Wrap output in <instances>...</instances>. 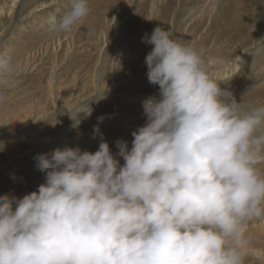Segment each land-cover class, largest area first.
Segmentation results:
<instances>
[{"label":"clouds","instance_id":"1","mask_svg":"<svg viewBox=\"0 0 264 264\" xmlns=\"http://www.w3.org/2000/svg\"><path fill=\"white\" fill-rule=\"evenodd\" d=\"M90 11L88 0H67L44 23L69 33ZM144 42L159 92L143 102L131 148L118 140L113 154L101 137L94 153L34 157L45 182L0 197V264H245L249 226L264 222V107L237 102L211 73L214 61L171 30L156 27ZM14 75L0 51V84Z\"/></svg>","mask_w":264,"mask_h":264},{"label":"rangeland","instance_id":"2","mask_svg":"<svg viewBox=\"0 0 264 264\" xmlns=\"http://www.w3.org/2000/svg\"><path fill=\"white\" fill-rule=\"evenodd\" d=\"M53 1L0 0V51L34 10L53 14L59 2L61 11L67 10V0L52 3V10L43 5ZM240 1L241 6L233 10L234 0H88L90 14L71 32L53 33L46 24L36 29L39 34L30 32L32 45L22 44L18 49L22 61L12 59L14 77L7 85L0 84V94L6 97L0 104V197L22 198L45 182V173L36 169L37 155L64 147L84 150V141L94 153L101 137L109 139L115 154L118 150L113 144L119 137L127 136L123 141L132 142L133 130L127 121L136 122L133 115L139 107L134 109L124 100L140 102L141 95L158 88L149 84L146 75V54L154 46L144 42L156 27L171 30L173 39L196 49L204 44L199 51L205 58L223 51L230 60L240 56L241 67L250 63L249 73L256 78L247 81L239 69L231 88H235L237 102H242L238 96L261 80L243 103L264 106L260 94L264 93V0ZM115 20L124 22L116 33L112 32ZM105 26L110 30L102 45L96 31ZM59 37L68 42L54 54V45H49ZM225 44L235 50L220 46ZM246 54L253 57L245 61ZM223 89L228 91V87ZM99 117H104L100 135L93 139ZM72 118L81 121L78 128L72 127ZM249 233L245 264H264V222L251 224Z\"/></svg>","mask_w":264,"mask_h":264},{"label":"bare ground","instance_id":"3","mask_svg":"<svg viewBox=\"0 0 264 264\" xmlns=\"http://www.w3.org/2000/svg\"><path fill=\"white\" fill-rule=\"evenodd\" d=\"M234 1L235 2H233V10L236 7H240L241 4H242L240 0H234ZM58 2H59L58 0H55L53 2H45L43 5L49 6L50 7L49 10H52L53 7H52L51 4L54 3L53 5H55ZM59 5H60V2H59ZM59 5H56L55 8L57 10H59L60 13H63L61 11L63 5H60V7H58ZM2 11L3 10H0V13ZM50 14H52V13L49 12L48 14H40V13L38 14V11L37 10H34L32 12V16L30 17L31 19L30 18L29 19H26L23 22H21L19 26H17L15 32L12 33L11 37L9 38L10 40H9L8 44L6 46H4L3 51L6 50L9 53V55L11 56V58L14 59L15 62H21L22 61V60H20V59H22V57H20V56H22L21 55V50L18 51V49L21 48L22 44H27V46L28 45H30V46L32 45L31 44L32 43V40H30L28 38V35H33V34H29V33L32 32V31L35 32L36 29L39 26H41V25H42V27H39V29H42L45 26V23H44L45 19ZM105 18H107V17H105ZM123 24H124V22L122 20H120V21L115 20L114 23L112 24V27H113V30H114L112 32H115L116 33L117 30H119L121 28V26H123ZM109 27L110 26H107V27L105 26V28L104 27H101V28L98 29V31H96L97 32V36L96 37L98 39V42L100 44H102V45H103V41L107 37L106 35L108 34V32L110 30ZM37 31L35 33L39 34L40 33V30L38 32ZM67 39H64V38H61V37H59L58 39H56L55 42H53L52 44L49 45L50 48L54 45V47H53V49H52L51 52L54 53V54H55V52L57 53L56 49H58L59 47H60L59 50L61 48H63V46L68 42ZM79 43H81V42L79 41ZM203 45L200 46V47H198V50H200V49L204 50ZM220 46L221 47H224V48H227V49H230V50H235V47L232 46V45L229 46V45L225 44V45H220ZM220 46H217V49H220ZM236 50L238 51V49H236ZM247 51H250V49H248ZM82 52H84V50H82ZM222 52L223 51H221L220 53H214L215 55H212L210 53V56L211 57H206L208 60L214 61V63L210 66V71L214 75V77L217 79V81L220 82V83H222L221 84V88L223 89L225 87H228V91H230L233 94V96L236 97L237 94H235V88L232 89L231 87L234 86L233 85V82H232V79H234L236 77L235 75L237 74V71L239 69H243L242 72L248 77L246 79L247 81H253L256 77L252 78L253 76L249 73L250 63L245 62V64H244L245 66L241 67L242 66L241 65L242 58L240 56L237 59L230 60L231 57L228 58L227 55L225 56ZM148 53L146 54V56L148 55ZM247 55L248 54H246L244 56L245 57V59H244L245 61L247 59L253 57L252 55H248V56ZM244 60H243V63H244ZM258 81H259V84L257 83L256 85H254V87H251V88H248L247 90H244L242 92V94H240V96H238V99L239 100H241L242 98L244 99V97L248 94V92L250 90L259 87L262 81L261 80H258ZM224 83H225V85H223ZM156 87H158V86H156ZM158 91H159V88H156L155 91H154L155 93H149L148 92L149 93L148 95H143V96L141 95V97H142L141 98V101H143V100L145 101L146 99H148V98L156 95V93ZM260 94L264 97V93H260ZM141 101L140 102H135V101H131V100H124V104H126V105H132V108H134V109L136 107H139L138 110L137 109L135 110L137 113L135 115H133V117L136 119V122L130 125V121H127L129 128H131L133 131H135L138 127L144 126L145 123H146V117L144 116L143 107L141 105V104H143V102H141ZM259 107H264V106H259ZM126 137L127 136H125L124 138L123 137H119L118 140H124ZM108 140H105V141L110 146L111 142H108ZM126 142L128 143L129 146H131V143L132 142H130L129 140L126 141ZM113 145H114V148H115L116 147V143H114ZM89 147H90V144L88 142L84 141L83 142V148H84L83 151H89ZM130 148L131 147H129V149ZM115 149H117V147ZM120 160H121V163L120 164L123 165V163H124L123 159H120Z\"/></svg>","mask_w":264,"mask_h":264}]
</instances>
